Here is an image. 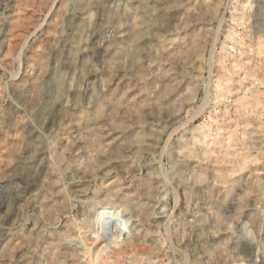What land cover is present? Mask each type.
Returning <instances> with one entry per match:
<instances>
[{"label": "rangeland", "instance_id": "1", "mask_svg": "<svg viewBox=\"0 0 264 264\" xmlns=\"http://www.w3.org/2000/svg\"><path fill=\"white\" fill-rule=\"evenodd\" d=\"M143 1L0 0V264H264V0Z\"/></svg>", "mask_w": 264, "mask_h": 264}, {"label": "bare ground", "instance_id": "2", "mask_svg": "<svg viewBox=\"0 0 264 264\" xmlns=\"http://www.w3.org/2000/svg\"><path fill=\"white\" fill-rule=\"evenodd\" d=\"M139 1H140V0H139ZM142 1H143V0H142ZM144 1L147 2V0H144ZM144 1H143V2H144ZM144 4H145V3H144ZM137 15H138V14H137ZM86 16H87V15H85V17H86ZM135 16H136V15H135ZM135 16H134V18H135ZM87 17H89V16H87ZM90 18H91V17H90ZM90 18H89L88 20H91ZM134 18H133V30H132L133 35H132V38L134 39L133 41L135 42V40H136V39L138 40V38L142 35L143 32H142V30L140 29L141 26L139 27V25H140V24H139V21H138V20H135V21H134ZM137 18H138V16L136 17V19H137ZM83 19H84V18H83ZM85 19H86V18H85ZM88 20H87V22H88ZM139 20H140V19H139ZM141 21H142V20H141ZM56 22H57V21H56ZM84 22H85V21H84ZM89 22H90V21H89ZM89 22H88V23H89ZM141 23H142V22H141ZM84 24H85V23H84ZM84 24H83V25H84ZM131 24H132V23H131ZM141 25H142V24H141ZM129 27H130V25H129ZM142 28H143V27H142ZM124 29H125V28H124ZM124 29H123V30H124ZM119 30H120V28H119ZM121 32H122V31H121ZM132 32H131L130 34H132ZM230 33H231V32H230ZM121 35H122V34H121ZM127 36H128V35H127ZM129 36H130V35H129ZM50 37H52V36H50ZM125 37H126V36H125ZM228 37H229L230 39H232V38H233L232 33H231V34H228ZM130 38H131V36L129 37V39H130ZM127 39H128V38H127ZM129 39H128V40H129ZM137 40H136V41H137ZM80 41H81V39L79 40V42H80ZM131 42H132V40H131ZM131 42H130V43H131ZM132 43H133V42H132ZM134 44H135V43H134ZM78 46H79V45H78ZM78 46H77V47H78ZM80 46H81V45H80ZM80 46H79V48H81ZM77 47H76V48H77ZM120 47H121V46H120ZM79 48H78V49H79ZM106 48H107V47H106ZM108 48H109V47H108ZM116 48H117V47H116ZM116 48H115V49H116ZM118 48H119V47H118ZM121 49H122V48H121ZM123 49H124V48H123ZM82 50H83V49H82ZM82 50H81V51H82ZM37 51H38V50H37ZM74 51H75V50H74ZM78 51H80V50H78ZM116 51H117V50H116ZM122 51H124V50H122ZM126 51H127V50H126ZM126 51H125V53H127ZM38 52H39V51H38ZM118 52H119V51H118ZM120 52H121V51H120ZM39 53H40V52H39ZM123 53H124V52H123ZM36 54H37V52H36ZM120 54H121V53H120ZM38 56H39V55H38ZM41 63H42V62L40 61V65H39V66H41ZM42 64H43V63H42ZM43 65H44V64H43ZM236 65H237V61H236V64H235L234 66L236 67ZM42 67H43V66H42ZM42 67H41V69H42ZM235 67H234V68H235ZM39 69H40V68H39ZM235 69H236V70L238 69V65H237V68H235ZM35 70H37V69H35ZM234 71H235V70H234ZM234 71L232 70L233 73H234ZM232 72H230L229 75L233 74ZM236 72H237V71H236ZM34 73H36V72H34ZM34 73H33V74H34ZM38 74H39V70H38ZM38 74H37L36 76H38ZM34 77H35V75H34ZM34 77H32V78H34ZM230 78H231V76H230L228 79L230 80ZM37 80H38V79H37ZM64 80H65V79H64ZM38 81H39V80H38ZM53 82H54V81H53ZM31 83H32V82H31ZM55 83H56L55 87L57 88V92H56L57 94H56L55 96L58 98V97H60V96H59L60 93H62V92H61V89L63 88L62 85H64V84H63L62 77H58V78L55 80ZM66 83H67V82H66ZM32 84H33V83H32ZM37 84H38V83H37ZM62 90H63V89H62ZM189 93H190V92H189ZM189 95H190V94H189ZM191 96H192V95H191ZM188 97H189V96H188ZM188 97H187V98H188ZM244 97L246 98V96H244ZM112 98L114 99V97H112ZM190 98H191V97H190ZM106 99H107V98H106ZM108 99H109V98H108ZM113 99H112V100H113ZM120 99H122V98H120ZM120 99H119V100H120ZM62 100H63V99H62ZM104 100H105V99H104ZM115 100H116V97H115ZM64 101H65V100H64ZM109 101H111V100H109ZM121 101H122V100H121ZM61 102H62V101H61ZM101 102H102V101H101ZM101 102H100V103H101ZM115 102H116V101H115ZM123 102H124V101H123ZM104 103H105V102H104ZM104 103H103V104H104ZM106 103H107V102H106ZM111 103L113 104V103H114V100H113V102H111ZM241 103H242V102H241ZM245 103H246V106L249 105V103H248L247 100H246ZM245 103L243 102V106H245V105H244ZM101 104H102V103H101ZM108 104H109V103H108ZM124 104H125V102H124ZM124 104H123L122 102H116V103L113 104V106L117 107L116 109H118V110L120 109V110H122V111H126V110H128V107H127L126 105H124ZM133 104H134V103H133ZM128 105H129V103H128ZM99 106H100V105H99ZM102 106H103V105H102ZM113 106H111V107H113ZM129 106H130V105H129ZM131 106H133V105H131ZM131 106H130V108H131ZM98 108H99V107H98ZM130 108H129V110H130ZM68 109H69V108H68ZM96 109H97V107H96ZM100 109H101V107H100ZM112 109H113V108H112ZM63 110H64V109H63ZM66 110H67V109H65V111H66ZM69 110H70V109H69ZM65 111H63V112H65ZM99 111H100V110H99ZM67 112H69V111H67ZM96 112H98V109H97ZM101 112H102V109H101V111H100L99 113L102 114ZM130 112H131V111H130ZM132 112H133V111H132ZM64 114H65V113H64ZM64 114H63V115H64ZM71 114H72V113H71ZM80 114H82V113H80ZM65 115H66V114H65ZM76 115H78V114H76ZM85 115H86V113H85ZM97 115H99V114H97ZM97 115H96V116H97ZM70 116H71V115H70ZM70 116H69V117H70ZM99 116H100V115H99ZM77 117H79V116H77ZM75 119H76V118H75ZM113 119H114V118H113ZM70 120H71V119H70ZM82 120H83V119H82ZM117 120H118V119H117ZM85 121H86V120H85ZM83 122H84V121H83ZM83 122L80 121V122L77 124V127H79V129H81V127H82V124H81V123H83ZM86 122H87V121H86ZM114 123H115V122H114ZM67 124H68V122H67ZM71 124H72V123H71ZM74 124H76V123H74ZM85 124H86V123H85ZM115 124H116V123H115ZM65 125H66V124H65ZM68 126H69V125H68ZM71 126L74 127L73 125H71ZM71 126H69V127H71ZM85 126H86V125H85ZM69 127H68V128H69ZM75 127H76V126H75ZM77 127H76V128H77ZM65 128H66V127H65ZM82 128H83V127H82ZM85 128H86V127H85ZM89 129H90V128H89ZM66 130H67V129H66ZM73 130H74V129H73ZM83 130H84V129H83ZM67 131H68V130H67ZM75 131H76V130H75ZM81 131H82V130H81ZM95 131H97V130H95ZM64 132H65V131H64ZM69 133H70V131H69ZM79 133H80V132H79ZM79 133H78V134H79ZM137 134H138V133H137ZM75 135H76V134H75ZM135 135H136V133H135ZM138 135H139V134H138ZM201 135L204 136V137L206 138L207 132H206V133L203 132V133H201ZM136 136H137V135H136ZM74 137H75V136H74ZM100 137H101V136H100ZM204 137H203V138H204ZM64 138H65V137H64ZM79 138H80L84 143H86L87 145H88V144H93L92 146H94V145H97V144L100 143V142L97 143V138H98V137L96 136V133H94L93 131L90 132V131H88V129H87V130H84V132H82V134L79 135ZM69 139H71V138H69ZM63 140H64V139H63ZM134 140H136V139L134 138ZM139 140H141V139H139V136H138V141H139ZM65 141H66V140H65ZM65 141H64V142H65ZM68 141H69V140H67V143H69ZM76 141H77V140H76ZM99 141H100V140H99ZM73 142H74V141H73ZM83 142H81V143L84 144ZM136 142H137V141H136ZM139 142H140V141H139ZM67 143H66V145H67ZM74 143H75V142H74ZM64 144H65V143H64ZM70 144H71V147H72V145H73L72 142H71ZM66 145H65V146H66ZM100 145H101V144H100ZM53 146H54V145H53ZM67 146H68V145H67ZM69 146H70V145H69ZM101 146L103 147V145H101ZM99 147H100V146H99ZM54 148H56V147H54ZM68 148H69V147H68ZM68 148H67V149H68ZM94 148H95V147H94ZM65 149H66V148H65ZM86 149H87V148H86ZM101 149H102V148H101ZM105 149H106V148H105ZM51 150H52V149H51ZM54 150H55V149H54ZM57 151H58V150H57ZM94 151H95V150H94ZM103 151H106V150H103ZM52 152H53V150H52ZM62 152H63V151H62ZM64 152L66 153V151H64ZM64 152H63V153H64ZM88 152H89V151H88ZM63 153H62V154H63ZM92 153H93V151L91 152V154H92ZM55 155H58V154H55ZM63 155H65V154H63ZM87 155H88V153H87ZM89 155H90V154H89ZM57 157H58V156H57ZM64 157H65V156H64ZM64 157H63L62 160H64ZM88 158H89V156H88ZM92 158H93V156H92ZM56 159L58 160L59 158H56ZM60 160H61V159H59V161H60ZM59 161H57V162H59ZM61 163H63V162H61ZM59 165H62V164H60V162H59ZM64 165H65V164H64ZM66 165H68V164H66ZM66 165H65V166H66ZM62 166H63V165H62ZM68 166H70V165H68ZM74 166H75V165H74ZM64 168H65V167H64ZM66 168H69V167H66ZM72 168H73V166H72ZM61 169H62V168H61ZM69 169H70V168H69ZM69 169H68V170H69ZM66 170H67V169H66ZM77 170H78V169H77ZM79 170H80V171H83V170H84L82 165H81V167H79ZM108 188H109V187H108ZM108 188H107V189H108ZM58 192H59V191H58ZM62 194H63V193H62ZM62 199H63V198H62ZM62 201H63V200H62ZM62 201H61V203H62ZM40 203H41V202H40ZM44 204H45V203H44ZM63 204H64V202H63ZM39 206H40V205H39ZM43 207H44V206H43ZM49 208H50V207H48V210H49ZM42 209H43V208H42ZM44 210H45V209H44ZM46 210H47V207H46ZM45 212H46V211H45ZM48 213H49V212H48ZM11 244H12V243H11ZM9 245H10V244H9ZM10 246H11V245H10ZM7 247H8V246H7ZM7 247H6V248H7ZM11 248H12V247H11ZM2 249H4V247H3ZM7 249H8V248H7ZM5 250H6V249H5ZM5 250H4V251H5ZM6 251L9 252V250H6ZM6 251H5V253H7ZM5 253H4V254H5ZM250 261H251L252 264H255V262H256V260L253 259V258L250 259Z\"/></svg>", "mask_w": 264, "mask_h": 264}, {"label": "built area", "instance_id": "3", "mask_svg": "<svg viewBox=\"0 0 264 264\" xmlns=\"http://www.w3.org/2000/svg\"><path fill=\"white\" fill-rule=\"evenodd\" d=\"M229 51H230V53H234L235 52V47L234 46H229ZM255 87H258V86H261V84L260 83H258V82H255ZM264 93V92H263ZM261 114L260 115H262V117H263V119H262V123H263V128H264V104H263V106L261 107Z\"/></svg>", "mask_w": 264, "mask_h": 264}]
</instances>
